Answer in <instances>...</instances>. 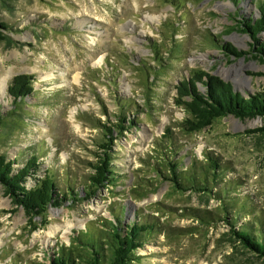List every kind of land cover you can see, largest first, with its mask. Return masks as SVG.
<instances>
[{
	"label": "rangeland",
	"instance_id": "1",
	"mask_svg": "<svg viewBox=\"0 0 264 264\" xmlns=\"http://www.w3.org/2000/svg\"><path fill=\"white\" fill-rule=\"evenodd\" d=\"M262 2L14 0L9 9L0 6V21L11 27L1 29L8 39L0 42V114L10 128L0 134V153L25 158L36 149L39 177L49 170L60 194L68 193L34 215L0 185V264H52L61 246L77 262L86 235L101 236L114 224L124 230L134 221L160 228L136 247L132 264H264L235 239L219 199L179 190L156 167L157 153L185 164L217 155L224 179L237 178L236 193L264 212V116L229 114L189 132L180 125L185 109L175 102L177 87L194 71L229 82L246 99L264 92V61L254 57L258 44L243 26L250 16L263 17ZM257 37L263 41L264 30ZM226 44L244 53H228ZM19 74L30 76L35 91L23 103L8 93ZM196 87L206 91L202 82ZM119 103L128 127L114 133L110 146L118 177L90 193L88 162L109 152L99 146L108 140L96 124L120 119ZM33 183L28 177L26 184ZM71 188L81 190L75 200Z\"/></svg>",
	"mask_w": 264,
	"mask_h": 264
},
{
	"label": "trees",
	"instance_id": "2",
	"mask_svg": "<svg viewBox=\"0 0 264 264\" xmlns=\"http://www.w3.org/2000/svg\"><path fill=\"white\" fill-rule=\"evenodd\" d=\"M13 1L0 0V6L9 9ZM257 6L263 12V17L254 19L253 16H250L243 26L258 44L253 52H257L259 55H254V57L264 61V40L261 41L257 37L258 33L264 30V2ZM10 28L7 22L0 21V42L6 38L1 29ZM223 47L231 54L244 53L228 44ZM191 74V81L184 80L177 87L181 97H177L175 100L176 104L185 109V117L180 121V125L186 131H199L212 124L216 118L229 114L240 117L257 114L264 116V92H259L246 99L242 94L236 92L229 82H225L217 76L204 71H194V74ZM198 82H202L206 86V91L202 92L197 89ZM34 92L32 80L27 74L15 76L8 86V93L16 102L23 103V100ZM24 106L29 105L25 103ZM119 106L122 110L119 115L120 119L114 122L107 117L106 122L96 124L108 140L99 146L109 152L98 154L97 161L88 162L89 168L93 171L87 176L88 182L84 184L87 185L86 190L90 193L97 188L96 186L112 183L118 177L116 167L112 165L114 154L111 153L110 146L113 143L114 133L123 132L124 128L128 127L125 123L127 114V111L123 109L125 106L123 103H119ZM25 111H27V107ZM9 128L10 125L6 118L0 114V134H5ZM29 152L30 156L25 158H20L21 155L10 158L6 151L0 153V185L5 193L12 197L15 204L23 206L27 213L36 215L45 211L49 203L58 205L67 198L68 193L62 191V195L60 194V191L57 190L58 181L49 170H44V175L39 177L41 169L38 167L37 158L40 155L34 148L29 149ZM39 152H41L40 149ZM161 153L163 154V151ZM206 155L205 162L192 157L190 163L185 164L184 159L176 158L175 155L162 160L160 159L161 154L157 153L159 162L156 167L161 177L171 180L179 190H192L198 193L211 192L215 198L221 201L225 212L223 219L231 224L235 239L247 250L256 252L257 256L264 260V212L260 208H255L254 202L248 200L247 195L241 196L236 193L239 185L237 178L224 179L223 161L217 155L208 153ZM16 163H23V165L16 168ZM30 176L33 177L34 183L28 186L26 181ZM67 191L70 192L72 200H75V197L81 193V190L73 188ZM86 195L89 196L87 193ZM246 215L250 217L243 219ZM156 228L160 227L151 221H134L124 230H120L114 224L108 230H102L101 236L98 233L89 234L82 239L88 248L84 247L86 249L79 261L74 260L69 249L61 246L59 251L54 253L52 264H132L137 258L134 250Z\"/></svg>",
	"mask_w": 264,
	"mask_h": 264
},
{
	"label": "bare ground",
	"instance_id": "3",
	"mask_svg": "<svg viewBox=\"0 0 264 264\" xmlns=\"http://www.w3.org/2000/svg\"><path fill=\"white\" fill-rule=\"evenodd\" d=\"M102 58H103V57H101L100 60H102ZM7 76H9V75H7ZM7 76H5V77L2 78V82H1V84H2V88H3V92H4V90H5V88H6V85H7V79H8ZM52 77H53V75H52ZM77 77H78V75H77ZM78 79H79V78H78ZM73 112H74V110L71 109V113H73ZM72 226H73V224H71V223H68V224L66 225V228H65V230H64V232H63V236H64L65 238H67L68 233L70 232ZM59 228H60V226H58V225L55 226V227L53 228V230H51V231L48 232V234H50V236H51L56 230H59Z\"/></svg>",
	"mask_w": 264,
	"mask_h": 264
}]
</instances>
